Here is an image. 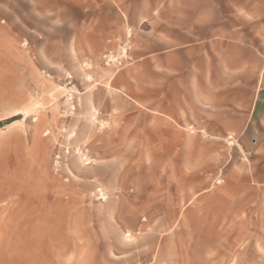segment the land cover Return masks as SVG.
<instances>
[{"label": "crops", "instance_id": "crops-1", "mask_svg": "<svg viewBox=\"0 0 264 264\" xmlns=\"http://www.w3.org/2000/svg\"><path fill=\"white\" fill-rule=\"evenodd\" d=\"M25 1L52 45L105 72L91 94L120 176L92 185L118 193L114 221L135 240L121 258L200 263L217 238L203 223L264 199V0ZM125 43L130 60L102 68Z\"/></svg>", "mask_w": 264, "mask_h": 264}, {"label": "rangeland", "instance_id": "rangeland-1", "mask_svg": "<svg viewBox=\"0 0 264 264\" xmlns=\"http://www.w3.org/2000/svg\"><path fill=\"white\" fill-rule=\"evenodd\" d=\"M49 26L25 0H0V122L16 119L0 129V264H132L118 193L92 185L120 176L121 159L104 156L119 143L103 140L112 126L91 94L105 72L52 45ZM263 200L235 198L233 220L203 223L217 238L203 239L197 264H264Z\"/></svg>", "mask_w": 264, "mask_h": 264}, {"label": "built area", "instance_id": "built-area-1", "mask_svg": "<svg viewBox=\"0 0 264 264\" xmlns=\"http://www.w3.org/2000/svg\"><path fill=\"white\" fill-rule=\"evenodd\" d=\"M130 49L131 45L125 43L116 51H108L102 55V63L105 67L122 68L125 62L130 60L128 55ZM126 237H130V235L128 234Z\"/></svg>", "mask_w": 264, "mask_h": 264}, {"label": "trees", "instance_id": "trees-1", "mask_svg": "<svg viewBox=\"0 0 264 264\" xmlns=\"http://www.w3.org/2000/svg\"><path fill=\"white\" fill-rule=\"evenodd\" d=\"M16 119H10V120H7V121H4V122H0V129L3 128L5 125H8V124H11L15 121Z\"/></svg>", "mask_w": 264, "mask_h": 264}, {"label": "bare ground", "instance_id": "bare-ground-1", "mask_svg": "<svg viewBox=\"0 0 264 264\" xmlns=\"http://www.w3.org/2000/svg\"><path fill=\"white\" fill-rule=\"evenodd\" d=\"M86 160V159H85ZM86 164H89V162H86ZM31 197H33V196H31Z\"/></svg>", "mask_w": 264, "mask_h": 264}]
</instances>
